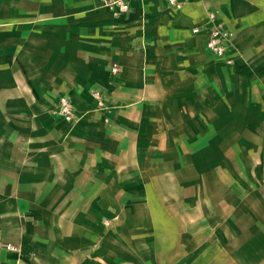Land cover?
I'll list each match as a JSON object with an SVG mask.
<instances>
[{"label":"crops","instance_id":"1","mask_svg":"<svg viewBox=\"0 0 264 264\" xmlns=\"http://www.w3.org/2000/svg\"><path fill=\"white\" fill-rule=\"evenodd\" d=\"M129 3L0 0V264H264V0Z\"/></svg>","mask_w":264,"mask_h":264},{"label":"built area","instance_id":"2","mask_svg":"<svg viewBox=\"0 0 264 264\" xmlns=\"http://www.w3.org/2000/svg\"><path fill=\"white\" fill-rule=\"evenodd\" d=\"M99 6L107 9L113 16H120L130 10L129 0H97ZM168 5L174 10H181L187 4L188 0H166ZM207 26L209 29L208 36L205 41L206 48L218 59L225 64H232L234 61V46L232 44L233 33L224 26L223 22L217 17L214 10H210L206 14ZM200 28L194 26L191 33L196 34ZM110 71L116 74L119 71V65L114 62L110 66ZM92 96L97 101V106H103L102 94L99 91H93ZM54 114L61 117L65 121L75 122L76 117L73 106L69 99L60 96L58 103L53 111ZM10 250H16L14 245H6Z\"/></svg>","mask_w":264,"mask_h":264}]
</instances>
